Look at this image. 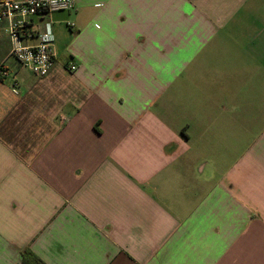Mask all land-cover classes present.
Wrapping results in <instances>:
<instances>
[{"label": "crops", "instance_id": "crops-1", "mask_svg": "<svg viewBox=\"0 0 264 264\" xmlns=\"http://www.w3.org/2000/svg\"><path fill=\"white\" fill-rule=\"evenodd\" d=\"M48 22L44 77L0 25V264H264V0H75L24 42Z\"/></svg>", "mask_w": 264, "mask_h": 264}, {"label": "built area", "instance_id": "built-area-1", "mask_svg": "<svg viewBox=\"0 0 264 264\" xmlns=\"http://www.w3.org/2000/svg\"><path fill=\"white\" fill-rule=\"evenodd\" d=\"M75 0H0V25H4L11 42V54L34 74L44 77L55 64V35L50 22L38 34L36 43L23 40L25 29L34 17L70 10ZM71 25V23H69ZM75 64L70 69H76ZM14 92H18L16 86Z\"/></svg>", "mask_w": 264, "mask_h": 264}, {"label": "trees", "instance_id": "trees-1", "mask_svg": "<svg viewBox=\"0 0 264 264\" xmlns=\"http://www.w3.org/2000/svg\"><path fill=\"white\" fill-rule=\"evenodd\" d=\"M23 261L25 264H43L42 261L35 254H33L30 250L24 251Z\"/></svg>", "mask_w": 264, "mask_h": 264}]
</instances>
